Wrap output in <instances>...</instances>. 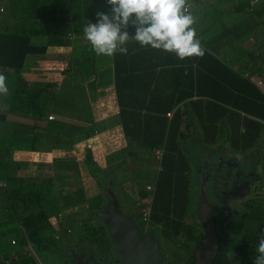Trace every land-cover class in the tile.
I'll return each instance as SVG.
<instances>
[{
  "label": "trees",
  "instance_id": "16d2710c",
  "mask_svg": "<svg viewBox=\"0 0 264 264\" xmlns=\"http://www.w3.org/2000/svg\"><path fill=\"white\" fill-rule=\"evenodd\" d=\"M8 1L10 5L6 3V6L12 7L10 14L13 19L7 8H4L3 13L0 12V69L6 70L0 72L6 78L11 79L13 76L19 88L10 84V92L13 94L4 100V104H9L11 111L15 110L22 116L28 114L31 105L34 115L46 117L47 125L42 138L31 135L25 132L24 123L10 121L8 111L0 110V121L4 122L0 132V199L4 200V203L0 204V264H39V260L27 249L28 243H31L44 264L51 263L45 253L53 255L54 258L56 253H67L70 249L90 250L92 245H97L101 254L106 251L110 253L109 249L115 243L101 220L100 213L109 200V188L113 189L121 202L116 189L118 179L109 182L112 175L98 164L89 147L85 151V164L89 172L85 183L81 178L76 158L73 161H56L54 174H20V171L30 167L14 158L17 150L51 151L54 145L72 148L77 142L92 138L101 132L105 122L95 121L92 111L87 110L86 114L83 106L75 105V101L71 102L70 96L56 92L53 84L24 83L20 71L26 61L25 56L29 52L37 51L30 42L32 36L27 37L21 29L36 13L31 11L34 8L31 0ZM59 1L38 0L36 4L40 5L39 14L60 10ZM67 1L70 5H75L73 1ZM103 1L96 5V12L112 16L111 5ZM192 2H196V8L191 9L190 13L188 3ZM186 5L189 12L185 14L190 13L194 17L195 23L191 27H195L197 38L204 49L202 57L192 56L187 62L177 57L174 52L155 54L159 52L134 44L136 47L131 50L129 47L126 55L117 54L113 64L116 73L115 91L121 108L119 118H116L126 133L139 126L146 132L156 131L161 125H154L146 119L148 116L152 117L153 111L161 104H167L165 114L168 110L174 111L172 122L166 118L169 122L166 135L163 132L158 134L157 143L148 144L137 140L136 144L130 137L126 150V153H136L138 158L142 157L143 161L152 163L154 148L164 143L167 146L162 159V169L158 172L159 179H154L152 221L157 225L156 229L168 238L183 227L181 218L186 219L187 214L198 215L199 192L196 176L197 170L203 165L196 159L197 153L191 152L192 149H198L194 142L186 146L190 148L187 153L178 148V143L175 145V133L177 124L182 122V111L186 112V120L191 122L193 128V113L199 115L198 119L204 131L213 133L209 139L218 146H224L230 141L234 148L243 147L242 150H246L244 148L247 145L255 144L259 138H264V92L252 77L247 78L243 73L252 69V76H262L264 79V0H187ZM197 22H207L209 27L199 31ZM51 23L46 21L42 24L47 27ZM52 25L50 30L58 32L57 37L61 39L60 34L67 36L72 26L70 22H64L63 18L62 22ZM230 34L234 35L233 40L238 41L240 47L243 42L248 47L239 48L240 53H237L234 47L230 54L219 56L217 43L223 42L222 40ZM73 43L75 47L71 53V64L76 67L73 60L75 50L79 51L76 56L83 62L77 68L79 71L74 72L71 68L69 73L74 72V77L95 73V70L90 69V66L94 65L92 58L86 55L87 49L92 45L88 46L83 39H76ZM162 56L170 60L167 61L169 68L165 75L168 80H164V74L162 76L160 72L155 71L160 63L164 62ZM241 62V66L235 68V65ZM140 63L146 67L144 72H148L150 79L149 87L143 92L129 86L134 76L141 79L134 70V66ZM210 63L214 65L212 68H209ZM87 64L90 65L86 67ZM10 69L17 70L18 74L9 72ZM59 96L69 100H62ZM230 107L235 108V111ZM69 109H80L87 124L73 123L65 127L64 123L60 124L54 119V115H50H62ZM218 122L222 123L220 127L217 126ZM61 126L62 129H57ZM50 139L55 143H51ZM138 146H142L141 155L138 153ZM130 168L141 177L152 171L151 167L146 168L144 165H132ZM62 179L69 181L59 182ZM76 182H79V185L74 187ZM139 194L141 199L149 193L144 188L139 190ZM135 210L134 205L131 211ZM174 216L178 218V222H175L177 219ZM60 217L62 220H59ZM60 228L66 235L57 238L56 234ZM14 238L17 240L16 244L11 241ZM73 239L76 242H73ZM84 241L89 243L85 244ZM13 251H17L20 256L12 261L10 259Z\"/></svg>",
  "mask_w": 264,
  "mask_h": 264
},
{
  "label": "crops",
  "instance_id": "0c3cea01",
  "mask_svg": "<svg viewBox=\"0 0 264 264\" xmlns=\"http://www.w3.org/2000/svg\"><path fill=\"white\" fill-rule=\"evenodd\" d=\"M7 2L9 1H0V5H4L1 6L2 8H7V12L13 19V15L10 14V11H12V7H7ZM31 2H33L34 4V8H32L31 11L35 12L36 15H34V17H31L33 19H30L29 21L25 20L27 22L23 24L21 30L27 35V37L30 38L32 36L30 42L33 46V49L37 52H29L26 54V61L23 65L24 72L22 74L25 73V75H28L26 80L31 83L38 82L45 84H53L54 90L56 92L65 96H70V101H75L76 103L73 104L77 106H83L86 110L84 111L86 114L88 113L87 110H90V112L92 111L91 114L94 120L99 122H105V125L101 132L96 133L92 138L77 142L72 148H63L61 146L56 147V145H54L51 151L17 150L14 153V158L21 161L28 160V162H26V165L30 167L29 175L36 174L38 172L54 174V166L56 161H60L63 159H70L73 161L76 158L80 166L82 176L81 178L85 183V181L88 180L87 177L89 176V172L85 164V151L89 147L93 151L94 158L98 162V164L102 168L108 170V173L112 175L109 182L112 183L111 180L118 179V186L116 188L117 190L121 189L122 187H128L132 190V184L137 178L141 177L139 174L134 173L130 170V167L132 165H144L146 168L151 167L152 171L144 174V177L147 176L153 179V182L155 178L156 180H158V172L162 169V159L164 158L165 150L167 149L166 144L164 143L162 146H157V148H154L155 150L159 148L164 150L162 159H156L155 153L153 152V159L151 160L152 163H148L147 161H143L142 157L138 158L136 153L133 155H131V152L126 153L128 139H130L131 137L132 141L136 144H138V141L148 144L157 143L159 141L157 138L158 134L160 135L161 132H163L166 135L167 123L172 122L171 119L173 117L174 111L168 110L165 114L167 104H161L158 106L157 109L153 111V114H151L152 117L148 116L146 119L147 121L149 120L148 122L153 123L154 125H161L157 128L156 131L150 130V132H146L144 128L139 126L134 130H129V133H126L125 129L123 128V125L116 118L118 117L121 108L115 91L116 73L113 66L115 57H118L117 54L122 55V53L117 52L112 56L105 55V58H103V55H101L99 58L96 54L97 59L96 57L94 58V56L92 55V61L94 65H91L90 69H93L96 72L91 74L89 73L90 75H88L87 78L74 77V72H71V74L69 73L71 68L74 67L71 64L70 60L72 50L75 47V43L72 44V42L76 39H86L83 31L85 27H82L84 26V22L82 23L79 18H77L76 5H70L71 3H68L67 0H60L59 2L61 3L58 4L60 10L50 14H39L40 5L36 4L38 0H31ZM7 4L10 5V3ZM33 4L30 7H32ZM9 8L10 11H8ZM66 11H71L70 19L64 17ZM54 13H56V15H54ZM97 13L98 12H95V14L93 15H97ZM62 18L64 22L72 21V29L68 30L69 33L67 35L68 37L66 40L58 38V32L52 33L47 30L46 25L42 24L46 21L52 23L62 22ZM137 27H139V24L135 20V17H131L129 19L127 26H121V31H126L129 37L128 40L123 45H121V47L127 49L130 47L131 50L133 47H136L134 44L142 46L139 42L133 39L135 38ZM56 29L58 30L60 28ZM71 31L74 33V36H71ZM233 39L234 35L230 34L222 40L223 42L217 43L220 50L219 56H225L230 54L234 47H236L237 53H240V51H238L239 48L243 47L244 49H246L248 47L246 44H243L244 42L242 43L243 46L240 47V45H238V41H236V43ZM68 41H70V45H67ZM142 47L159 52L155 54L162 55L166 53L162 49H154L150 45ZM45 49H47L46 52L42 53ZM66 53L69 54V58ZM163 57L164 56H162V58ZM156 59L159 58L156 57ZM163 60L164 62H161L155 71L160 72L162 76L164 74V80H168V76L165 77V75L167 74V68H169V62L167 61L170 60L168 57H164ZM184 60L189 62V60H191V57H187ZM246 60L248 61V58ZM82 62L83 61H81V64ZM81 64L75 63L76 68H78V66H81ZM241 64L242 62L235 65V68H239ZM183 65H185V63H183ZM213 66V64H209V68H212ZM134 67V70L137 71L141 79L138 76H134L129 86H134L137 90L143 92L150 85L149 74L148 72H144L146 67H144L141 63L135 65ZM211 72L209 73V75L211 74ZM246 72H249L253 75L252 69L245 70L243 73ZM255 76L256 75L251 76L254 82ZM91 77L94 79L92 84L88 82V79ZM260 88L264 92V86H260ZM59 98H61L62 100H69L64 96H59ZM88 103H90V105ZM159 103L160 101L158 100V104ZM7 105L8 106L6 107L8 111V119L10 121L24 123L26 125L24 126V129L26 128L25 132H27L28 134L39 136L41 138L45 135L47 119L46 117H44V115H34V112L32 110L33 107L30 105L28 114L24 116H22V114H18L17 116L10 110L9 104ZM230 108L235 111V108ZM193 114L195 116V128H193L191 122H187L185 120L186 112L182 111V122H180L179 124L176 123L177 132L175 133V145L178 143V148L181 151H186V153L190 150L189 147H186L189 143L194 142L196 147L198 148L192 149L191 152L197 153L196 155L198 158L193 155L192 156L196 159H199V161L203 165L202 168H199L197 170L196 176L199 193L201 186L199 182L202 180L201 175H203V177L204 175L208 176V169L211 168L210 165L214 162L215 158H218L220 156H223L224 158H229L228 160L233 159L234 162H238L242 159L248 160V162L250 163V168L247 171H252L256 168L258 169V165L261 164L262 168L260 170H257V172L260 173L264 178V138H259L255 144L247 145L244 148L246 150H242L243 147L234 148V146L231 145L230 141H228L224 146H218L215 144V147H209V144H212L209 137L212 136L213 133H206L203 129V125L198 119L199 115H196L195 113ZM50 115H54V119L60 124L64 123L65 127L67 126V124L73 123L87 124V122L84 121L86 117H84V114H81L80 109L65 110L62 115L57 113H51ZM11 117L14 119H12ZM81 118H83V120H81ZM166 118H168L169 122ZM263 121L264 120H262V122ZM3 125L4 122L0 121V131L3 128ZM221 125L222 123L218 122L217 126L220 127ZM62 128L63 127L61 126L57 129ZM234 133L237 135L236 132ZM217 135L219 137V134ZM232 138L236 139L235 137ZM49 141L51 143H55L53 139H50ZM172 144L173 140L169 144L170 148ZM129 147H131V145ZM141 149L142 146H138V153L140 155L142 154ZM128 155H130V157H128ZM33 171H36V173H33ZM67 181L69 180H59V182L61 183H65ZM125 191L126 190H123L120 194L121 204L123 207L131 211L133 210L134 205L129 199V194L124 193ZM132 191L134 193V190ZM136 194L140 195L139 191H137ZM57 234L60 238V234Z\"/></svg>",
  "mask_w": 264,
  "mask_h": 264
},
{
  "label": "flooded vegetation",
  "instance_id": "af4514ba",
  "mask_svg": "<svg viewBox=\"0 0 264 264\" xmlns=\"http://www.w3.org/2000/svg\"><path fill=\"white\" fill-rule=\"evenodd\" d=\"M219 158L224 160L220 162ZM228 159L223 156L215 158L210 165L212 174L206 180L209 189L208 199L215 206L212 217L218 237V249L212 264H255L258 257L262 258L261 264H264V253L258 250L260 241L264 239V221H262L264 219V178L257 172V168L241 172L237 177L231 178L229 170L237 172L238 169L228 165ZM223 173L226 177L223 176ZM201 182L202 180L199 184ZM198 201L197 207H199ZM124 209L137 218L146 234H151L160 240L164 264H177V261L175 263L168 262V253L164 242L165 239H172L175 233L168 238L158 229L148 230L146 224L141 220L140 213L130 211L125 207ZM190 217H192L193 223H186L190 227H187L184 234V244L180 248L183 259L179 264L196 262L198 243L202 241L206 233V226L199 220L198 215L190 214ZM75 252L76 254H73L71 250H68L67 253H58L63 261L61 264H84V261H80L78 258L81 254H84V260L89 259V264L94 262L118 264L121 260L120 249L116 244L111 246L108 255H101L93 249H79Z\"/></svg>",
  "mask_w": 264,
  "mask_h": 264
},
{
  "label": "clouds",
  "instance_id": "9594fccd",
  "mask_svg": "<svg viewBox=\"0 0 264 264\" xmlns=\"http://www.w3.org/2000/svg\"><path fill=\"white\" fill-rule=\"evenodd\" d=\"M107 3L111 5V18L98 12L97 22H90L83 30L97 55L128 53L127 48L121 47L129 38L126 31H121V26H127L133 16L139 24L135 40L142 46L174 52L180 59L204 55L196 31L191 27L194 17L185 14L187 0H107ZM5 81L6 77L0 74V94L6 95ZM258 250L264 253V239ZM261 259L258 257L255 264H261Z\"/></svg>",
  "mask_w": 264,
  "mask_h": 264
},
{
  "label": "water",
  "instance_id": "95a60500",
  "mask_svg": "<svg viewBox=\"0 0 264 264\" xmlns=\"http://www.w3.org/2000/svg\"><path fill=\"white\" fill-rule=\"evenodd\" d=\"M219 160L222 162L224 159L219 158ZM227 164L238 169L237 172L229 170L231 178L237 177L241 172H246L250 168V163L246 159L238 162L231 159L227 161ZM261 168L262 165L259 164L258 170ZM208 172L211 175L212 169L209 168ZM209 175H204L202 178L198 196V218L205 224L206 233L202 241L198 243L197 260L193 264H212L218 249V237L212 217L215 206L208 199L209 189L206 185ZM223 176L226 177L225 173ZM108 193L110 197L105 209L101 211L100 217L107 227L112 241L120 249L121 260L118 264H164L160 240L144 232L137 218L126 212L112 188L108 189ZM71 252L76 254L74 250ZM78 258L80 261H84V264H89V259L84 260V254L79 255ZM93 264L100 263L94 262Z\"/></svg>",
  "mask_w": 264,
  "mask_h": 264
},
{
  "label": "rangeland",
  "instance_id": "374dc122",
  "mask_svg": "<svg viewBox=\"0 0 264 264\" xmlns=\"http://www.w3.org/2000/svg\"><path fill=\"white\" fill-rule=\"evenodd\" d=\"M69 1H73L75 3L76 9H77V18H79V20L82 23L84 22V26H82V27H86L90 22L91 23H96L97 22L98 17H97V15H93V14L97 11V6L96 5H100L102 3V0L101 1H98V0H69ZM104 1H107V0H104ZM199 1H203V0H199ZM207 1H211V0H207ZM59 3H61V2H59ZM195 4H196V2H194V3L193 2L192 3H188L189 8H190V13H191V9L194 10V8H196ZM1 6H4V5H0V12L3 13L4 12L3 10H4L5 7L2 8ZM8 11H10V8H9ZM70 12L69 11H66L64 17L67 18V19H70V17H71V13ZM190 13H189V15H190ZM109 17L111 18V16H109ZM71 22H70V24H72ZM52 24L53 23H51L46 28H47L48 31L54 33V30H50V28H52V26H53ZM196 25L198 26L199 31H201L200 29H204V28L209 27V23H207V22H197ZM69 36H70V34H69ZM71 36H74V33L72 31H71ZM61 37H62V39L66 40L68 36L61 35ZM133 39H135V38H133ZM83 40H86V43L88 45H90V42L87 39H83ZM67 45H70V41H68ZM78 52H79L78 50H75L73 52V60L77 64H81V62L79 60L80 57L78 58L76 56V54H78ZM93 52L94 51L92 50V47H90V48L87 49L86 55L89 56V57H91V58H92V55H93L94 58L96 57V59H97L96 53H93ZM66 54H67V56L69 58V54L68 53H66ZM100 56L101 55H98L99 58H100ZM103 58H105V55H103ZM89 65L90 64H87L86 67H88ZM72 68H73V71L74 72L78 70L76 67H72ZM0 71H2V73H3V71L5 72L6 70L5 69L4 70L0 69ZM9 72L13 73L14 75L18 74V71L15 70V69H10ZM9 72H7L8 75H9ZM23 72H24V66H23L22 70L20 71V75H21V79L24 80L25 81L24 83L26 84L28 82L26 80V78L28 77V75H25V73L22 74ZM87 76H88L87 74H82L81 78H87ZM93 81H94V79L92 77L88 79V82L91 83V84H92ZM5 83H6V86L8 88V93L6 95L5 94H0V110H4V109L7 110V107L6 106H8V105L4 104V100L7 97H9V96H11L13 94V92L12 93L10 92V84H12L14 88H16V87L19 88V86H16L18 83H17V80L16 81L13 80V76L11 77V79L10 78H6ZM28 83H31V82H28ZM2 105H5V106H2ZM12 112L15 115L18 116V112H16L15 110L14 111L12 110ZM12 119H14V118H12ZM185 120H186V118H185ZM213 146L215 147V144L214 143L209 144V147H213ZM23 162L26 163V162H28V160H24ZM33 173H36V171H33ZM20 174H27L28 175L29 174V168L27 167V169H25L23 171H20ZM87 178H89V177H87ZM91 181H93V179H91ZM152 182H153V179H151V178H149L147 176H145V177H139L132 184V190H134V193L128 187L127 188L126 187H124V188L122 187L121 189L118 190L119 196H121L120 194H121V192L123 190H126L124 193L129 194V199L132 201V203H134V205L136 207V210L135 211H137L139 213V210L141 208V204L140 203H141V199L143 197L140 199L138 197V194H136V192L139 191V190H142L144 188L146 189V185L148 183L149 184H152L155 187L154 182L153 183ZM78 185H79V182H76V184H73L74 187L75 186H78ZM153 193L155 194L154 191H153ZM154 194H153V196H154ZM147 197H151V196L148 195ZM2 203H4V200L0 199V204H2ZM174 218L177 219L175 222H178V218L175 217V216H174ZM181 219L183 220L182 230H180L179 232L175 233V236H173L172 239H165L164 240V242L166 243V248H167V253H168V262L172 261V262L175 263V261H177V264H179L182 261V259H183L182 258L183 256L181 257L180 248H182L183 247V244H184L183 240H184L185 231H186L187 227H190L186 223H190V224L193 223V220H192V217H190V214H187L186 219H183V218H181ZM59 220H62V217H60ZM262 221H264V219H262ZM146 226L148 227L147 228L148 230H151V229H156V226L157 225L155 223H153V221H152L150 224H148ZM58 233L61 236L62 235L65 236L66 235V232L64 233V231L61 228L58 230ZM73 242H76V240L73 239ZM84 242H85V244H88L89 243V241H84ZM91 248L94 251H96L97 253H99V251H98L99 250V247L97 245H92ZM34 250L35 249H33V252H34L35 255L32 253V251L30 253L32 255H34L37 258V260H40L43 263V261L41 260V258H39L38 253L36 252V250L35 251ZM70 250H74V249H70ZM74 251H76V250H74ZM45 254L48 256V258H49V260L51 262L50 264H61L63 262L62 261V258H60L57 253H56V256L54 258H53V255H51V254H48V253H45ZM99 254H101V253H99ZM101 255H108L107 254V251H106L105 254L103 253Z\"/></svg>",
  "mask_w": 264,
  "mask_h": 264
},
{
  "label": "built area",
  "instance_id": "2783aa9c",
  "mask_svg": "<svg viewBox=\"0 0 264 264\" xmlns=\"http://www.w3.org/2000/svg\"><path fill=\"white\" fill-rule=\"evenodd\" d=\"M189 12V8L186 5L185 6V13ZM244 76L247 78H250L252 76V74H250L249 72L244 73ZM255 82L258 86H264V79L262 76H255ZM50 118H53V116H50ZM163 152L164 150L159 148L154 150L156 159L161 160L163 157ZM146 190L148 191L149 194H147L145 197H143L141 199V209H140V215H141V220L146 224H150L151 220H152V210H153V191H155V187L152 184H147L146 185ZM148 195H150L151 197H147ZM56 237L58 238L59 235L56 234ZM13 244L17 243V240L14 238L11 240ZM27 249L30 250V252H33V248L31 243H28L27 245ZM35 255V254H34ZM20 254L17 251H13L11 259L10 260H17L19 259ZM39 264H43L40 260H39Z\"/></svg>",
  "mask_w": 264,
  "mask_h": 264
}]
</instances>
